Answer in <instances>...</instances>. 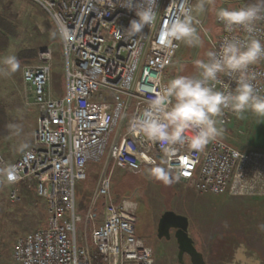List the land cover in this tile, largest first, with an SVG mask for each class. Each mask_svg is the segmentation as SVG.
<instances>
[{
  "label": "built area",
  "instance_id": "1",
  "mask_svg": "<svg viewBox=\"0 0 264 264\" xmlns=\"http://www.w3.org/2000/svg\"><path fill=\"white\" fill-rule=\"evenodd\" d=\"M33 1L59 28L66 89L59 97L50 92L51 47L40 49L37 62L24 66L23 78L38 109L37 128L32 146L14 161L0 152V170L13 167L17 181L9 183L0 174L11 186L12 199H17L22 183L33 184L46 202L47 225L17 239L13 257L19 264H94L92 248L104 264H155L152 247L135 230V203L112 197L111 174H101L88 205L80 206L77 182L87 179L89 162L106 158V163L137 172L163 160L167 172L199 192L264 197V149H242L221 136L228 134L236 117L230 109L214 117L221 134L202 151L185 144L168 155L161 144L130 134L129 123L124 132L118 130L128 116L130 122L147 107L146 101L158 90L154 77L167 83L168 68L182 41L162 46L159 33L182 7L192 10L195 22L197 0H158L155 23L136 35L126 28L137 18L134 10L123 7L127 0ZM216 22L220 33L210 39L209 52L218 53L226 39L243 42L249 35L264 44V20L254 22L251 34L241 26L226 31L217 15ZM248 73L264 95V58L250 65ZM225 86L234 88L235 82L220 73L214 87L223 91ZM102 201L101 223L96 224Z\"/></svg>",
  "mask_w": 264,
  "mask_h": 264
},
{
  "label": "rangeland",
  "instance_id": "2",
  "mask_svg": "<svg viewBox=\"0 0 264 264\" xmlns=\"http://www.w3.org/2000/svg\"><path fill=\"white\" fill-rule=\"evenodd\" d=\"M201 2L205 4L203 10L198 8ZM244 3L245 0L196 1L193 26L202 43L188 46L181 42L168 68V80L180 75L199 76L195 61L206 62L210 39L220 33L217 11L237 8ZM0 13L17 26V35L10 38L9 46L0 52V58L6 55L17 57L18 51L25 47H36L38 56L40 49L51 47L54 65L49 89L55 97L63 95L66 89L64 48L54 19L33 0H0ZM37 56L28 64L36 63ZM25 65L20 62V68L9 75L0 73V98L6 103L11 125L16 126L7 138L0 139V152L9 162L32 146L37 128L38 109L31 88L23 78ZM129 119L130 116L119 127L120 132L127 129ZM236 120L237 116L229 123L228 134L221 136L239 147L244 146L237 140L250 143V149H264V126L260 125L252 133H247L246 129L239 132L234 126ZM16 129H19L18 133ZM105 159L89 162L87 179L77 182V200L81 207H86L101 174H111L112 197L116 201L127 199L135 203V230L152 247L155 264H191L187 255L184 256L185 263L178 261L174 238L167 240L157 236L159 219L166 210H174L189 218L188 233L203 254L205 264H264V197L203 193L179 177H169L167 183L154 178L149 174L152 166L132 172L115 166L110 160L106 163ZM158 166L164 167L163 160ZM26 188L34 189L29 183ZM10 189L0 174V264H19L13 257L17 239L47 225V208L42 198L38 195L29 198L20 187L17 199H12ZM98 207L96 224L101 223L99 215L102 214L103 201ZM78 213L83 215L81 210ZM92 249L94 264H97L96 260L103 262Z\"/></svg>",
  "mask_w": 264,
  "mask_h": 264
},
{
  "label": "clouds",
  "instance_id": "3",
  "mask_svg": "<svg viewBox=\"0 0 264 264\" xmlns=\"http://www.w3.org/2000/svg\"><path fill=\"white\" fill-rule=\"evenodd\" d=\"M123 7L134 10L137 17L130 20L126 27L129 35L142 32L157 19L158 0H127ZM204 7L203 2L198 5L200 10ZM191 11L188 7H182L180 14L163 27L158 37L160 45L167 47L173 41H184L188 46L202 43L193 26ZM216 15L224 23L226 31H231L233 26H241L251 34L255 31L254 22L264 20V0L233 9L220 8ZM207 55V62L195 61L200 70L198 77L180 75L169 79L167 83H161L159 77H154L158 90L146 101L147 107L141 114L130 120V134H139L149 142L161 144L166 154L171 155L177 147L185 144L192 150L202 151L216 139L221 129L216 126L214 117L221 114L223 109H230L237 118H243L246 111L264 117V95L251 83L248 73L250 65L264 58V44L260 39L251 35L243 42L226 39L218 53L209 52ZM0 65V73L4 75L15 73L20 68L15 55L0 58ZM220 73L231 77L235 87L225 86L223 91L216 90L214 82ZM16 131L18 133L19 129ZM0 171L9 183L17 181L18 176L13 167ZM149 174L166 183L169 180L167 170L160 166L151 168Z\"/></svg>",
  "mask_w": 264,
  "mask_h": 264
},
{
  "label": "trees",
  "instance_id": "4",
  "mask_svg": "<svg viewBox=\"0 0 264 264\" xmlns=\"http://www.w3.org/2000/svg\"><path fill=\"white\" fill-rule=\"evenodd\" d=\"M255 2L257 0H245L247 4ZM15 35H17V26L0 13V52H4L7 49L10 38ZM36 56V47H25L17 53L18 60L23 64L34 62ZM11 124L12 118L7 112L6 103L0 98V139L7 138L11 134L12 128L9 127ZM21 187L23 194H27L29 198L36 197V191L32 188H26V183H22ZM44 205L46 207V202H44ZM96 261L97 264H103L100 260Z\"/></svg>",
  "mask_w": 264,
  "mask_h": 264
},
{
  "label": "water",
  "instance_id": "5",
  "mask_svg": "<svg viewBox=\"0 0 264 264\" xmlns=\"http://www.w3.org/2000/svg\"><path fill=\"white\" fill-rule=\"evenodd\" d=\"M158 157L160 155L158 154ZM170 178L174 179L175 175L168 172ZM170 228L178 229V241L180 243L179 258H182L185 252L192 257L193 264H204L203 254L195 246L194 240L188 233L189 218L184 214L176 213L174 210H166L158 222V235L168 237Z\"/></svg>",
  "mask_w": 264,
  "mask_h": 264
},
{
  "label": "crops",
  "instance_id": "6",
  "mask_svg": "<svg viewBox=\"0 0 264 264\" xmlns=\"http://www.w3.org/2000/svg\"><path fill=\"white\" fill-rule=\"evenodd\" d=\"M260 125L264 126V117H257L250 111H246L243 114V118H237V120L234 122V126L237 127V130L239 132H242V131L245 132V129H246L247 133H252L253 130L255 132L256 128H258ZM237 141L241 144V146L242 145L244 146V147L237 146L239 148L247 149L251 147V144L248 142L244 143L240 140H237Z\"/></svg>",
  "mask_w": 264,
  "mask_h": 264
},
{
  "label": "flooded vegetation",
  "instance_id": "7",
  "mask_svg": "<svg viewBox=\"0 0 264 264\" xmlns=\"http://www.w3.org/2000/svg\"><path fill=\"white\" fill-rule=\"evenodd\" d=\"M178 229L177 228H170V233H169V235H168V237H166L165 235H163L162 237H160L159 235H158V229H157V236L159 237V238H165V239H167V240H170V239H172V238H174L175 240H176V242H177V246H178V261L179 262H181V263H185V260H184V256L185 255H187L188 257H189V259H190V261H191V264H193V261H192V257L190 256V254L188 253V252H185L184 254H183V256H182V258H179V251H180V243H179V241H178ZM195 246H196V244H195ZM197 247V246H196ZM198 249V248H197ZM199 250V249H198Z\"/></svg>",
  "mask_w": 264,
  "mask_h": 264
}]
</instances>
